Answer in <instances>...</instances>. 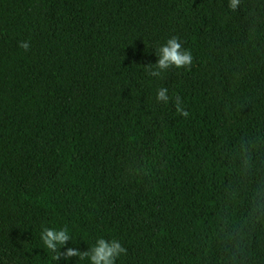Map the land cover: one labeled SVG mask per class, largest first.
I'll use <instances>...</instances> for the list:
<instances>
[{
  "label": "trees",
  "instance_id": "obj_1",
  "mask_svg": "<svg viewBox=\"0 0 264 264\" xmlns=\"http://www.w3.org/2000/svg\"><path fill=\"white\" fill-rule=\"evenodd\" d=\"M173 36L191 70L149 76ZM65 226L116 264H264V0H0V264H90L43 244Z\"/></svg>",
  "mask_w": 264,
  "mask_h": 264
},
{
  "label": "clouds",
  "instance_id": "obj_2",
  "mask_svg": "<svg viewBox=\"0 0 264 264\" xmlns=\"http://www.w3.org/2000/svg\"><path fill=\"white\" fill-rule=\"evenodd\" d=\"M241 0H228L229 10L236 12L239 10ZM19 47L28 51L30 49L29 42H20ZM158 61L156 64H149L148 75L155 78H160L163 72L170 68L188 69L191 70L193 65V55L190 50L182 47L179 37L173 36L168 39L166 44L159 47L157 51ZM156 99L158 102L168 103L169 95L167 88H160L157 92ZM176 112L180 116L187 117L189 113L185 110L180 96L175 98ZM43 244L50 253L55 254L54 258L60 260L63 257L70 260L73 257L78 258L79 261L89 260L90 264H116L117 259L126 254L127 249L122 246L120 242L113 239L111 241L104 238L96 240L94 246L88 251L81 252L78 248H67V251L61 252L72 238L69 235L68 228L65 226L59 230L55 228L45 227L41 234Z\"/></svg>",
  "mask_w": 264,
  "mask_h": 264
}]
</instances>
